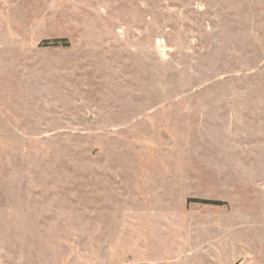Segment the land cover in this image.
Returning a JSON list of instances; mask_svg holds the SVG:
<instances>
[{"label":"rangeland","instance_id":"rangeland-1","mask_svg":"<svg viewBox=\"0 0 264 264\" xmlns=\"http://www.w3.org/2000/svg\"><path fill=\"white\" fill-rule=\"evenodd\" d=\"M0 264H264V0H0Z\"/></svg>","mask_w":264,"mask_h":264},{"label":"trees","instance_id":"trees-1","mask_svg":"<svg viewBox=\"0 0 264 264\" xmlns=\"http://www.w3.org/2000/svg\"><path fill=\"white\" fill-rule=\"evenodd\" d=\"M193 201H197V200H193ZM200 202H203V203H210V204H220L219 201H210V200H202Z\"/></svg>","mask_w":264,"mask_h":264}]
</instances>
